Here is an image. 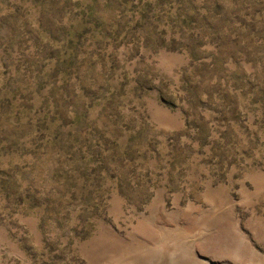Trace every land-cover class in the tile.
<instances>
[{"label": "rangeland", "instance_id": "1", "mask_svg": "<svg viewBox=\"0 0 264 264\" xmlns=\"http://www.w3.org/2000/svg\"><path fill=\"white\" fill-rule=\"evenodd\" d=\"M0 264H264V0H0Z\"/></svg>", "mask_w": 264, "mask_h": 264}]
</instances>
